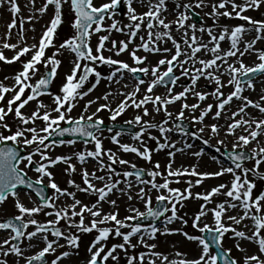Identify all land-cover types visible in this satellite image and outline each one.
<instances>
[{"label": "bare ground", "instance_id": "obj_1", "mask_svg": "<svg viewBox=\"0 0 264 264\" xmlns=\"http://www.w3.org/2000/svg\"><path fill=\"white\" fill-rule=\"evenodd\" d=\"M100 1L108 4V13L86 34L95 46L87 63L98 72L79 93L75 82L80 61L67 46L64 28L55 34L69 16L67 2L0 0L1 37L14 41L0 45V137L27 150L18 165L22 170L41 162L55 180L49 185L50 216L80 225L74 228L85 235L58 243L48 235L55 223L45 209L25 192L13 193L1 203L0 218H23L25 239L16 252L0 236V264H23L33 252H43L51 264H81L85 256H98L106 264H212L199 246L198 237L205 229L216 230L231 245L239 264H263L258 259L264 257V174L249 165L230 170L211 151L197 149L203 147L197 135L201 132L214 147L254 150L251 165L264 171V131L259 140L243 137L251 125L245 116L263 109L257 84L264 78L252 85L236 83L239 76L264 64V25L254 26L257 18L264 19V0H224L223 12L198 0H179L175 5L169 0L92 3ZM180 6L199 12L206 26L166 19L180 12ZM241 8L252 16L251 23L239 15ZM11 27L19 30L12 33ZM139 48L149 52L139 54ZM171 52L170 57L176 56L177 83L161 90L156 73L169 62L164 57ZM119 53L122 60H117ZM187 60L211 72L209 101L215 109L225 100V111L212 110L209 115L199 105L179 107L169 99L181 81L192 82L191 88L202 85L204 73L188 70ZM39 71L52 75L51 89L44 95L33 93ZM134 71L141 73L140 83L132 80ZM216 75L217 84L212 79ZM96 112L123 117L135 125V133L97 145L44 143L65 120L85 122ZM179 116L194 124L193 134L173 129L171 123ZM235 126L237 135L232 131ZM137 166L149 172L143 183L126 175ZM149 197L165 200L169 208L161 226L140 236L125 219L139 216ZM257 214L262 218L255 224L251 219Z\"/></svg>", "mask_w": 264, "mask_h": 264}, {"label": "rangeland", "instance_id": "obj_2", "mask_svg": "<svg viewBox=\"0 0 264 264\" xmlns=\"http://www.w3.org/2000/svg\"><path fill=\"white\" fill-rule=\"evenodd\" d=\"M42 1L48 3V2H55L57 0H42ZM64 1L67 2V6H68V10H69V16L66 19H64L63 21H61V23H60L61 25L56 30L55 34L58 35L60 33V29L64 28L65 34L67 35V38H68L66 40L67 46L70 48L74 58L77 59L78 61H80V67L77 70L78 73H77V77H76L75 86L79 90V93H82L85 89H87L91 85L92 81L97 76L98 71H96V69L94 67H92L90 64L87 63L88 59L90 57H92L93 55H95V46L93 44H91V42H89L85 39V47L87 49V54L82 55L78 52L76 28H75L76 15L72 9L71 1L70 0H64ZM169 1H170V5H175L179 2V0H169ZM198 1H201L205 4L210 3V5H212L214 7V9L217 10V12H219V11L223 12V9L226 8V6H227V4L225 3L224 0H198ZM191 2H197V0H191ZM103 8L106 9V11L108 12V4L105 2H101V1L98 2L97 4H94V2L92 3V0H90L89 4L87 6V9L89 11H100ZM19 9H20V7L18 8V11H19ZM179 9H180V12L178 11V12L174 13L172 16L170 15L169 18H166V19L171 18L173 21H175V23L181 21L183 24L189 25V27H191V26L192 27L193 26H195V27L206 26L207 22H205V19L203 18V16L199 12H197L196 10L189 8V7L184 8L181 6L179 7ZM245 12L246 11L241 8L239 11V15L241 14V17L245 18L249 22L252 19V16L249 14H246ZM155 14H157V13L155 12ZM105 17L106 16H104V19H105ZM103 20L101 22L92 24L91 26L100 25L103 22ZM230 20H231V17H230ZM226 21L228 22V20H226ZM208 22H211V21H208ZM250 23H251V21H250ZM214 24H215V22L212 25H214ZM263 25H264V19L263 18H257V21L255 22L254 26L259 27V26H263ZM209 27H211V26H209ZM89 28H88V30H89ZM19 29H21L22 31L25 30L23 28V24L20 25ZM19 29H17V30H19ZM174 29H176V27H174ZM9 30H13L12 33H15V31H17L15 28H12V27ZM88 30H87V32H88ZM1 34L3 35L4 32L0 33V45L8 44L10 42H14V41H9L7 39H3L1 37L2 36ZM15 37L18 39V37L16 35H15ZM146 43H147V41H146ZM148 52H149V50L143 52L141 48H139V50H138V53L143 54V55H146ZM170 55H172V52L166 53V55H165L166 57H164V59L169 58L167 60L169 62L165 66H163L161 69H159V71L156 73V76H157L156 81H157V84L161 90L173 88L175 86V84L177 83L176 63L174 62V59L176 56H173V58H172V57H170ZM192 55H194V53H192ZM122 59H123V53H119L117 60H122ZM188 61L190 62V60H187L186 62L189 63ZM261 62H264V60H261ZM263 66H264V64L258 68H253V70H251V72H247L246 74L239 76L236 79V83L238 85H242V86L243 85H250V84L252 85L256 79L264 78V75H260V76H255L254 78H252L246 82L242 81V77L255 73L258 69H260ZM85 68H88L90 70L91 75L82 85H79V81L81 79V76H82ZM126 69L133 71L128 67H126ZM187 69L191 70V71H196V70L201 69V71L205 75V77L203 78V81H202V85L200 87L191 88L190 85L192 84V82L187 81V80L181 81V83L178 84L177 93L175 94V96H170L169 99H173L174 102L179 107H191L194 105L195 106L199 105V106H201L200 108H205V111L208 114H209V111H212V110H215V111L220 110V112L225 111V107L228 104L225 100L222 101L221 108L217 107L215 109L212 108L214 106L211 105V103L209 101L208 93L210 92V90L212 88V86H211L212 82L209 80L211 78V75H212V74L210 75L211 72H209L206 68L204 69V67L201 64H199V66H198V65H193V63H189L187 65ZM36 73H37V71H36ZM46 73H49L51 76V80H50V84H49V89H51L52 75L50 72H47V71H39L38 72V75H37L38 81H37L36 87L39 85L40 81L45 77ZM165 75H171L173 77V81L171 84L163 85L162 78ZM130 76L132 77V80L136 83H140L142 80V75L139 72L134 71L131 73ZM216 77H217V75L212 76L213 82L215 84H217L218 80H219ZM257 86L259 89V98L263 101V104H264V82L262 84H260V83L257 84ZM36 87H35V89H36ZM35 89L33 91V93L35 95L46 94V93L37 94ZM231 92H233V91H231ZM215 98L219 99V97H217V96L211 97L212 100H214ZM216 106H219V105L217 104ZM262 108H263L262 110H259L256 113L249 114V115L245 116V117H247L248 120H250L249 122L251 123V125L248 129V133L247 134L245 133V135L243 136L247 141H251L253 139L259 140L260 134L263 133V131H264V126L262 128H258L260 125H264V106ZM247 109L252 110L253 107L251 105H249L247 107ZM214 116H212V117H214ZM242 118H244V117H242ZM77 122H79V119H75V118L74 119L72 118L70 120H65L63 123H61L59 126H57L56 128L52 129L49 132L44 143L46 145L52 146V145H56V144H59L62 142L73 141L71 139H65V140L60 141V142H52V143L47 142L49 137L56 130L61 129V128L65 127L66 125H69L72 123H77ZM84 123H99V124L105 125V126H114V125L115 126H125L128 129L125 131H118V130L100 131V132L94 134L91 142L84 143V144H96L97 145V144H102L107 139H114L115 137L120 136V135L126 134V135L131 136L135 133V129H136L135 125H133L131 122L126 121L125 119H123V117L116 118L114 113H110V112H108V113H103V112L90 113V115H88V118L85 119ZM171 126L173 127L174 130H176L181 135L193 134L194 131H196L193 127L194 124H192V122L189 119H186L185 117H181V116L176 117V119L173 121V123H171ZM207 126L209 127L208 129L210 131H212V124L207 123ZM238 130H239V126H235L232 128V131L236 135L240 132ZM197 136L199 138L198 142L200 144H202V146H203V147L199 146V148H197V149L200 152H207L208 153L211 151L213 153V155L215 156V158L217 159V161H219L220 164L226 166L230 170H236L237 168H239L241 166H248L249 165L253 171L258 172L259 174H264V171H261L257 166L251 165V158L255 154L254 150H250V149H246V148H235V147L231 148V149H228L226 147H214L213 142H210V140L205 141L203 139L204 135L201 132H198ZM8 141L10 143L14 144L15 146H17L19 149H22V151H24V153L26 154L27 150L24 149L21 146V144H19L18 142L10 141V140H7V138L0 137V143L8 142ZM198 150H197V152H199ZM239 153L248 155V159H245V156H240V157L236 156L233 158V155L239 154ZM23 159H24V157L22 159H20V161L17 163V165H16L17 170L19 172H21L24 175V177L27 178L28 180H30L36 184L42 185L46 188V190L48 192L47 201L44 204L39 203L37 198L27 190H24V191L19 190L16 192H11L5 196L3 201L9 195H11L13 193L25 192L29 197H31L34 200L36 206L41 207V208L43 207L45 209L47 217H50L51 219H53L55 226L50 227L47 232H48L49 236H54L55 240L58 243H65L66 242L65 238H69V240L74 241V240L78 239L79 237H85V235L81 234L78 229L74 228V227H77L80 225H76V224L71 225L63 218H55V217L50 216L48 206L51 203V201L53 200V193H52V190L49 188V185L52 184L53 181H55V180L50 174L47 173V171L44 169V167L41 165V162H39V161H37V162L34 161L32 164L25 166V168L22 170L21 168L18 167V165ZM236 159L246 160V161H244L241 165H239L236 162H234V160H236ZM136 171L142 172L144 174V177L143 178H136L134 176V172H136ZM43 172L47 173L44 177H43ZM148 174H149L148 170L142 166L130 168L127 170V173H126L127 177L130 180L137 181L140 183H143L146 181ZM42 179H43V181H41ZM58 181H60V180H58ZM58 181H57V183H58ZM159 202L164 203L165 214L159 219L158 224H152V223L139 224L140 221H142V219L145 216H147L154 209V207L157 205V203H159ZM1 203H0V205H1ZM167 208H169V206L167 207L165 200H159V199H154L152 197H149L148 199H146L145 210H143L141 212V214H139V216L129 217L128 219H125V221L129 224V226L133 230V232L134 231L139 232L140 236H142L145 233H148L151 230H153V229H155V228H157L163 224V219L166 215ZM240 215L243 216L244 214L241 212ZM7 218L16 219L17 221L21 222L24 225L23 235H22V238L18 244H15L14 234L11 231H3L1 229V222ZM261 218L262 217L260 216V214H257V215L252 216L251 220H252V222L257 224ZM26 225H27V222L21 217L6 216L3 218H0V236H3L2 237L3 241H7L9 243V246L16 252L19 251L20 249H22L24 239H25ZM207 231H214L218 234V232L215 230H208V229L203 230L202 235L200 237H198L199 238L198 239L199 240V246H200V249L202 250V252L204 254L208 255V258L210 261H212V264H218L214 252L208 247V245L205 241L204 235H205V233H207ZM263 235H264V233H263ZM143 238L149 239L150 237H143ZM104 240H105L104 236L99 238V242L101 243L102 246H103ZM217 244H218L219 248L224 253H226V255L232 260L233 264H239L238 259H237L238 257L236 255V253H234L232 251L231 245L228 244L227 242H223V240L220 239L219 234L217 237ZM38 257H43L45 259L44 264H51L52 259L49 256H47L46 254H44L43 252L30 253L23 264H28L31 260L38 258ZM92 260H96V261L100 262L101 264H106L104 262V260L98 256H92V258H90V257L88 258L87 256H85L82 259L81 264H90L92 262ZM258 263L264 264V257H260L258 259Z\"/></svg>", "mask_w": 264, "mask_h": 264}, {"label": "water", "instance_id": "obj_3", "mask_svg": "<svg viewBox=\"0 0 264 264\" xmlns=\"http://www.w3.org/2000/svg\"><path fill=\"white\" fill-rule=\"evenodd\" d=\"M79 2H81V0H77ZM88 0H82L81 4H80V8L82 10V12H78V16H79V40H80V47L81 49H83V39H84V33L85 30L87 28V26L93 22L95 19H90V20H84L85 16L87 17L89 15V13L87 14L85 12V5L87 3ZM78 11V9H77ZM89 75V73L87 72L85 74V76L83 77L82 81ZM48 83H49V76L43 81L42 83V88L43 91L48 90ZM75 127L78 126H74V125H70L68 126L65 131L68 130H72ZM101 127H99L98 125L92 126L91 129H89L87 131V133L85 134V137L83 138H79L81 140L84 141H89L91 139L92 134L97 130L100 129ZM69 137H72L74 139H78L77 136H72L69 135ZM62 140V138H60L59 136L57 137V134L55 135V137H53V140ZM22 156V154L20 152H16L14 147L12 146H2L0 149V200L4 197V195L11 191L14 190L16 188V186L18 185V182L21 181V176L19 174H17L14 171V166L16 164V162L18 161V159ZM21 179V180H20ZM46 200V193H43V198L42 201ZM13 226V227H11ZM17 227V228H16ZM4 228H14L17 236H16V242H18L20 240V237L22 235V231H23V226L20 225L19 223H16L15 221H7L4 225ZM212 237H215L214 235ZM211 242L213 243V247H215L214 241L211 240ZM42 262H38L36 264H41Z\"/></svg>", "mask_w": 264, "mask_h": 264}]
</instances>
